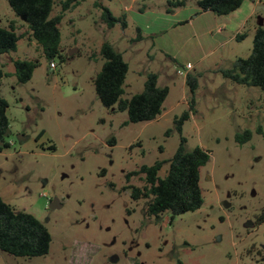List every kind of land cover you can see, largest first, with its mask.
I'll return each mask as SVG.
<instances>
[{
    "label": "rangeland",
    "instance_id": "1",
    "mask_svg": "<svg viewBox=\"0 0 264 264\" xmlns=\"http://www.w3.org/2000/svg\"><path fill=\"white\" fill-rule=\"evenodd\" d=\"M59 1L51 16L60 12ZM197 1L144 3L171 15L197 6ZM130 4L82 0L66 11L59 24L60 55L53 58L57 67L52 69L26 18L17 15L8 0H0V25L13 23L20 35L17 49L0 55V94L9 102L10 123L9 145L0 152V194L14 208L39 218L52 237L46 255L19 257L0 251V264H264V91L233 83L222 74L237 57L251 54L256 27L264 26V0L241 39L217 42V50L198 63L195 53L181 48L179 41L166 46L160 38L166 34L167 41L178 32L180 37L193 32L186 22L174 30L164 26L154 38L134 39L131 45L141 48L140 58L152 39L157 55L155 61L129 59L123 98L142 91L148 72L161 71L159 59L167 65L163 75H169L161 82L170 88L163 113L136 123H127V111L116 105L104 106L93 82L103 65V42L118 49L137 37V25L125 10ZM100 5L124 18L126 25L108 27ZM237 31L236 24L229 23L225 35ZM206 39L208 51L216 44ZM16 59L37 63L25 83L15 75ZM189 60L196 63L188 73L198 79L196 106L180 132L175 119L189 109L192 94L188 74H178L177 67ZM247 129L252 138L239 144L235 135ZM181 136L188 151L200 146L210 152L201 167L204 203L174 216L170 211L149 215L148 199L135 200L129 187L142 186L143 180H128L127 174L164 160L159 173L164 177ZM56 198L61 206L51 209Z\"/></svg>",
    "mask_w": 264,
    "mask_h": 264
},
{
    "label": "trees",
    "instance_id": "2",
    "mask_svg": "<svg viewBox=\"0 0 264 264\" xmlns=\"http://www.w3.org/2000/svg\"><path fill=\"white\" fill-rule=\"evenodd\" d=\"M82 0H60L61 10L51 16L57 0H8L12 10L27 21L31 36L38 42L45 57L52 62L60 55L61 23L65 12L76 7ZM245 0H198L201 11H212L217 15H227L239 8ZM180 5L184 1H179ZM102 8L101 19L110 28L118 22L126 25L124 18L115 16L110 8ZM244 33H238L236 39H241ZM20 35L13 23L0 25V55L15 51ZM103 65L93 79L97 96L106 107L115 106L121 111H127L129 122L153 121L164 110V103L169 95L168 85L158 84L159 74L148 72L142 91L131 97L123 98L125 83L129 72V63L109 41L103 42L100 48ZM62 61L64 58L61 56ZM15 75L19 82L29 81L37 63L34 60H14ZM222 74L233 83L256 86L264 91V26L255 30L252 52L248 57H237L232 67L223 69ZM4 75L0 70V79ZM186 83L190 88L192 98L189 109L175 119L176 127L182 132L183 124L189 119L196 106L195 93L198 88L196 76L188 74ZM8 100L0 94V152L9 145L6 132L9 129ZM41 132L36 139H40ZM252 138L251 130L237 133L235 140L244 144ZM186 138L181 136V142L173 157L168 160L169 168L164 177L159 175L167 161L157 160L152 165H143L139 170L127 174V179L139 176L142 186H129L135 200L148 199L146 212L159 217L170 211L172 215L182 212L196 211L204 203L201 190V167L210 159V152L200 146L188 151ZM52 148V147H51ZM264 218V215H263ZM52 237L46 225L34 214L18 210L6 202L0 194V251L19 257H37L46 255L51 247Z\"/></svg>",
    "mask_w": 264,
    "mask_h": 264
},
{
    "label": "crops",
    "instance_id": "3",
    "mask_svg": "<svg viewBox=\"0 0 264 264\" xmlns=\"http://www.w3.org/2000/svg\"><path fill=\"white\" fill-rule=\"evenodd\" d=\"M144 1L146 0H131L130 5H125V10L137 25V37L130 38V40L127 39V44L125 43L124 47L118 48V50L123 53L125 60L129 63V69V59L133 58V60L137 63L143 60L155 61L157 55L154 48L155 40L152 39V42L147 50H144V57L140 58L139 51L141 48H136V45H131L134 39L142 41L144 38H154L157 36L156 33L158 31L163 30L164 26L174 30L183 22H186L185 26H189L193 32H187L183 35V37H180V32H178L176 36L168 39L167 41L166 34L162 35L160 38L164 40L166 46L179 41L178 43H181L182 45L181 48H187L195 53L194 55L198 57L197 63L203 61L206 57L212 55L214 51L217 50V42L220 44L226 43L233 38L236 39V35L243 31L245 24H247L257 14L260 3L262 2V0H245L239 8L227 15H217L212 11H198V4L197 6H191L189 8L186 6L185 8L173 11L171 15H167L165 13L153 11L150 6L144 3ZM136 3L138 10L135 9ZM221 17L228 19L220 23V20L218 21V19H221ZM229 23L236 24V27L238 28L237 34L232 33L230 36L225 35ZM143 24H145L144 27ZM145 29L148 30V32L144 34L142 30ZM206 36L210 37L211 43L216 44L215 47L210 48L208 51H206ZM159 62L162 65L161 71L152 72L159 74L158 84L160 85L161 83L162 85L160 86H165V83H162L161 79L162 76L164 81L165 77L166 79L169 78V75H163V72L167 71V65L161 59H159ZM188 62L194 64V67L196 66L195 62L189 60L186 63Z\"/></svg>",
    "mask_w": 264,
    "mask_h": 264
},
{
    "label": "built area",
    "instance_id": "4",
    "mask_svg": "<svg viewBox=\"0 0 264 264\" xmlns=\"http://www.w3.org/2000/svg\"><path fill=\"white\" fill-rule=\"evenodd\" d=\"M50 67L52 69H55L57 67V64L55 62H51ZM192 68H193V64L188 62L184 67H177V73L182 76H186L191 71Z\"/></svg>",
    "mask_w": 264,
    "mask_h": 264
},
{
    "label": "water",
    "instance_id": "5",
    "mask_svg": "<svg viewBox=\"0 0 264 264\" xmlns=\"http://www.w3.org/2000/svg\"><path fill=\"white\" fill-rule=\"evenodd\" d=\"M9 134H10V130L8 129V131L6 132L5 136H8ZM23 139H25V137H23V136L20 137V140H23ZM59 206H61V204H60V202H59V200L57 198L52 200L50 205H49V207L51 209L58 208Z\"/></svg>",
    "mask_w": 264,
    "mask_h": 264
}]
</instances>
